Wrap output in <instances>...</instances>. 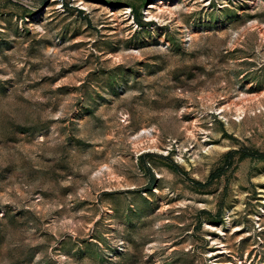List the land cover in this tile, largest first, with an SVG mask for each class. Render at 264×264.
Masks as SVG:
<instances>
[{
	"label": "rangeland",
	"instance_id": "374dc122",
	"mask_svg": "<svg viewBox=\"0 0 264 264\" xmlns=\"http://www.w3.org/2000/svg\"><path fill=\"white\" fill-rule=\"evenodd\" d=\"M157 1L0 0V264H264V0Z\"/></svg>",
	"mask_w": 264,
	"mask_h": 264
},
{
	"label": "bare ground",
	"instance_id": "6f19581e",
	"mask_svg": "<svg viewBox=\"0 0 264 264\" xmlns=\"http://www.w3.org/2000/svg\"><path fill=\"white\" fill-rule=\"evenodd\" d=\"M163 3V0H159V1H157L156 3H153V4H150L149 6V8L150 9H153L154 11H156V10H158V12H160L161 11V9H160V4H162ZM148 17H152V15L149 13V16ZM225 109V108H224ZM235 109H237V112H238V114L242 111V109L241 108H235ZM150 142H153L154 140H149Z\"/></svg>",
	"mask_w": 264,
	"mask_h": 264
}]
</instances>
